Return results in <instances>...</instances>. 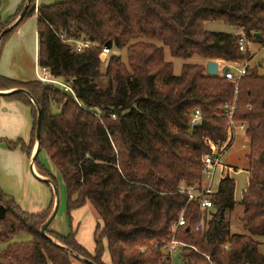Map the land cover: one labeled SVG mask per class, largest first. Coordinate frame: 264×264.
<instances>
[{"label": "trees", "instance_id": "16d2710c", "mask_svg": "<svg viewBox=\"0 0 264 264\" xmlns=\"http://www.w3.org/2000/svg\"><path fill=\"white\" fill-rule=\"evenodd\" d=\"M34 15L39 64L72 91L1 74L0 90L23 88L37 100L43 116L36 164L40 153L47 152L67 185L69 210L91 205L100 219L94 253L74 232L65 236L48 229V234L97 264H107L106 247L111 264H171L165 247L173 223L185 211L186 225L177 237L188 244L182 250L186 264H264L263 243L257 239L264 237V74L258 72L259 64L240 83L235 113L236 121L247 124L251 141L249 184L239 203L246 232L233 233L228 221L238 204L233 177L220 181L209 211L182 192L184 187L202 189L209 142L226 141L229 119L223 107L236 99L234 84L210 75L208 62L251 59L252 52L242 51L239 40L245 32L264 44V0H65L39 9L33 0L1 47ZM210 20H222L240 32L208 31L205 23ZM146 37L163 42L174 57L203 61L184 64L176 75L165 47L139 40ZM81 39L95 45L79 52L71 41ZM109 41L111 53L113 48L127 49L128 62L112 54L103 73V47ZM104 78L107 84L100 82ZM0 97L32 108V146L3 140L11 149L22 145L31 152L37 106L22 92ZM197 110L202 118L195 125ZM54 204L41 213L27 212L0 184V208L7 209L0 220V264H74L75 257L40 233ZM19 233L31 239L13 241Z\"/></svg>", "mask_w": 264, "mask_h": 264}, {"label": "rangeland", "instance_id": "374dc122", "mask_svg": "<svg viewBox=\"0 0 264 264\" xmlns=\"http://www.w3.org/2000/svg\"><path fill=\"white\" fill-rule=\"evenodd\" d=\"M18 1L20 3V6L23 5V3L25 2V0H0V33L2 31L3 25L8 24L9 21L17 15L18 9L20 7L19 6L18 8H16ZM51 1L53 0H36L37 9L39 5H44ZM56 1H61V0H56ZM15 21H13L10 25H12ZM10 25L8 24V26ZM205 29L212 32H224V33L238 32L237 27L227 24L222 20L207 21L205 23ZM36 31H37V16L34 15L27 18L19 26L18 29H16L13 33L10 34V36L5 40L4 44L2 45L1 56H0V67L2 64H8L9 69L7 73L9 74L8 76L9 78L18 81H24L23 78L36 77L34 66L33 69L30 68L35 61V47H36V39H37ZM22 37H24L25 43L22 46H20L18 43H21L22 41H18V39ZM139 40H145L150 43H156L161 46H164L165 58L167 61L173 62L174 73L176 75H180L182 73L184 64L201 63L203 61L201 58L183 59V58L174 57L172 56L171 50L168 46H165L163 42L154 38L146 37V38H141ZM14 46H17V54L20 56L19 59H21L18 61L17 73L15 71H12L10 68L9 53ZM255 51L256 52L258 51V46L255 48ZM21 52L22 53L25 52L28 54L27 61L22 58ZM115 53L121 55L126 63L128 62L127 49L119 50L117 48H113L111 54L104 55L103 64H102L103 73H106L109 59L111 55ZM23 57L25 58L24 55ZM261 58H262L261 55L255 58L253 65L259 64L260 68H258V72L260 74H264V63L261 64V62H263V59ZM30 59L31 60L33 59L32 62L29 61ZM101 81H103L104 84L108 83L107 78L100 80V82ZM2 101H7V98L0 97V125H3L4 118L6 119L9 118V113L10 115L16 114L15 110L13 109L8 110V108L6 112L1 113V107L3 104ZM2 111H4V109ZM53 111L54 113H58L59 108L54 107ZM34 125H35V119H34ZM33 139L34 137L32 136L31 141L30 142L28 141L29 143H27L26 141L24 142L32 146V142L34 141ZM250 149H251V141L247 135L246 130H236L235 140L223 157V163L228 166H232L235 169V171L232 173V177L235 179L236 182L235 199L238 202V204L236 208L232 212H229L228 214V221H230L231 223V230L233 233L246 232L244 227L245 222L243 220L244 208L239 203L242 201L244 192L249 184L248 155L250 153ZM37 152L38 151H36V154ZM0 159L1 162L3 163L5 162L4 156L1 154H0ZM37 165L40 170H41V166L42 168H44L45 172H43L44 174L42 173L43 175H47L48 177L54 180L59 190V194L61 198L59 211L52 226L55 228L57 233H60L61 235L68 236L72 232L76 233L77 241L88 251L91 252V249L95 248L96 246L95 238H94L95 233H92L91 226L93 225L97 229V226L100 223L96 215L97 213L95 212V210H93V208H88V207H83L73 211L69 210V206H68L69 197H68L67 185L60 171L56 168L55 164L53 163L47 152L44 151L40 153ZM29 169L31 171L30 165H29ZM29 174L31 177L29 182L28 180L23 179L20 185L17 184L18 187L21 186L22 189L26 188L27 191L28 190L30 191L31 195L34 194L36 197H40L42 195L43 187H48L50 189V186H48L46 182H42L39 179H37L32 172H30ZM8 178H9V182H11L12 175L8 174ZM219 186H220V179L217 178L215 187L213 189L214 193L218 191ZM30 239H31V235L27 233H19L13 237V241H17V242L29 241ZM257 239L263 243V245L261 246V251L264 253V237H257ZM103 261L107 264L112 263L111 256L107 247L103 256ZM73 263L84 264L77 262V260L74 261ZM173 264H185V261L182 258L181 251H178L173 254Z\"/></svg>", "mask_w": 264, "mask_h": 264}, {"label": "crops", "instance_id": "0c3cea01", "mask_svg": "<svg viewBox=\"0 0 264 264\" xmlns=\"http://www.w3.org/2000/svg\"><path fill=\"white\" fill-rule=\"evenodd\" d=\"M62 1H65V0H61V1L53 0L47 4L39 5L38 9L42 6L52 5L57 2H62ZM19 6H20V3L18 1L16 8H18ZM21 7L22 5L19 7L17 14L21 10ZM239 32L240 31L238 30L237 33ZM36 36H37V39H36V47H35V61H34V64H32L30 67L31 69H33V66H34L36 77L23 78L24 82L37 81V80L39 81V76L41 75V72H42L41 66L39 68L40 64H39V34H38V31H36ZM18 41H22V42L18 43ZM18 41L17 43L20 46H22L25 43L24 37L19 38ZM23 55L25 56V58L23 57ZM9 56H10V68L12 71H15L17 73L18 61L21 60L19 59L20 56L17 54V46H14L12 48V50L9 53ZM27 57H28V54L23 52L22 58L27 61ZM32 60L30 59L29 61L32 62ZM262 63H264V61L261 62V64ZM8 69H9L8 64H2L0 67V74L8 77L9 76V74L7 73ZM2 102L3 104L1 107V113L6 112L8 108V110L9 109L15 110L16 114L10 115L9 113V118L7 119L4 118L3 125H0V139H2V141L0 142V154L4 156V160H5V162L3 163L1 162V159H0V184L3 190L9 195H11L24 210L30 213H41L49 209L53 201L55 202V195H54L53 187L47 183L48 186H50V189L48 187H43L42 189L43 192L40 197H36L34 194L31 195L30 191L29 190L27 191L26 188L22 189L21 186L18 187V185H20L23 179H26L29 182L31 178L29 173L30 172L33 173L32 159L38 149L37 144L34 145V147L31 149V152H30V150L27 151L23 149L22 145H19L15 149H11L8 146V143L6 141H3L4 139L12 141V142L22 140V141H26L27 143H29L31 141L32 136H33V129H34L33 110L31 107L27 106L24 102L19 101V100H8L7 99V101H2ZM3 109L4 111H2ZM27 146H30V145L27 144ZM29 165L31 167V171L29 169ZM34 168L38 174L40 175L44 174L43 171L39 169L37 164L34 165ZM8 174L12 175L11 182H9ZM85 207L93 208L91 205H86ZM97 218H98V221H100L98 215H97ZM53 222L49 226V230L57 233L55 228L52 226ZM95 229L96 227L92 225L91 226L92 233H95ZM91 252L94 253L95 248H92Z\"/></svg>", "mask_w": 264, "mask_h": 264}, {"label": "built area", "instance_id": "2783aa9c", "mask_svg": "<svg viewBox=\"0 0 264 264\" xmlns=\"http://www.w3.org/2000/svg\"><path fill=\"white\" fill-rule=\"evenodd\" d=\"M71 42L74 44L75 49L79 52L95 45V43L86 39L73 40ZM239 45L242 51L245 52L247 50H250L252 52L251 59L245 61L244 63L242 62L228 63L219 60V66H220L219 75L230 80L236 88L235 90L236 99L233 102L225 104L223 107L229 119L228 128H227V139L224 143H215L212 141L209 142L211 152L207 154L203 159L204 180H203L202 189L200 188V186H197L194 188L184 187L182 190V192L189 197V201H198L203 211H209L213 207L211 195L214 194L213 189L215 187L216 179L219 178L221 181L227 176L232 177V173L235 171L234 167L228 166L223 163V157L235 140L236 130L247 129L246 123L238 122L235 119V113L238 108L237 95L239 92V86L241 81L247 75L249 68L253 65L255 58L261 55L262 56L261 59H263L264 61V44L255 42L254 40L249 38L245 32H241ZM257 46H258V51L256 52L255 48ZM103 50L106 55L111 53V48L106 45L103 47ZM227 68H229V70H227ZM41 70L42 72L41 75L39 76V81L45 84H51L67 92L72 91L71 86L65 83L62 79L54 77L49 68L41 67ZM201 118H202L201 111L197 110L194 116V123H199ZM185 225H186V217H185V211H183L181 213L180 218L173 223L171 227V234L168 237L169 239L165 247L166 257L169 258L171 264H173V254L178 251L182 252L183 248L188 245L177 237V234L179 233L180 229Z\"/></svg>", "mask_w": 264, "mask_h": 264}, {"label": "water", "instance_id": "95a60500", "mask_svg": "<svg viewBox=\"0 0 264 264\" xmlns=\"http://www.w3.org/2000/svg\"><path fill=\"white\" fill-rule=\"evenodd\" d=\"M33 0H27V3L24 7V9L22 10V12L19 14V16L17 17L16 21L8 26L1 34L0 36V47H1V43L3 38L5 37V35L7 33H9L12 29H14L27 15V12L31 6ZM255 36L256 37H261L262 33L261 32H255ZM106 46L111 47L112 46V41H109ZM227 70H229V68H227ZM208 73L210 75L213 76H217L220 73V66H219V61L217 60H212L208 62ZM11 92H22L24 94H26L27 96H29L33 102L35 103V105L37 106L38 109V118H37V130H36V144H37V151L39 152V145H40V141H41V136H42V116H43V111L41 109V106L39 105V103L37 102V100L34 99V97L32 96V94L23 88H18V89H13V90H0V95H6L9 94ZM198 123H196L195 125H197ZM37 152V154H38ZM36 154V153H35ZM32 159V165H33V173L34 175L41 181H44L48 184H50L53 189H54V195H55V204H54V208L52 213L50 214V216L48 217V219L42 224L41 229H40V233L42 236L50 239L51 241H53L54 243L58 244L59 246H61L63 249H65L69 254H71L73 257H75V259L77 261H79L80 263H84V264H97L96 262H94L93 260L86 258L84 256H82L81 254H79L78 252L74 251L73 249L69 248L67 245L57 241L55 238H53L51 235L48 234V229L49 226L51 225V223L54 221V219L57 216V213L59 211V207L61 204V198H60V194H59V190L57 188V185L55 184V182L53 181L52 178L48 177V176H43L40 175L36 172L34 165L36 164V156ZM7 215V209L4 205L1 206L0 208V220L4 219Z\"/></svg>", "mask_w": 264, "mask_h": 264}]
</instances>
